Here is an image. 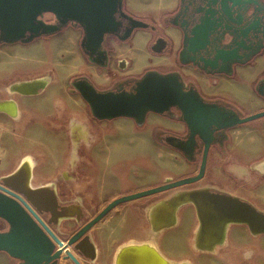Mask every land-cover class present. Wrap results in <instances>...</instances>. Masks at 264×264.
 Here are the masks:
<instances>
[{
  "label": "rangeland",
  "instance_id": "rangeland-1",
  "mask_svg": "<svg viewBox=\"0 0 264 264\" xmlns=\"http://www.w3.org/2000/svg\"><path fill=\"white\" fill-rule=\"evenodd\" d=\"M127 1L141 7V12H150L155 17L174 5V0ZM80 40V31L68 28L57 35L38 39L32 43L0 45V99L10 97L6 93V89L11 84L13 86V83L47 78L49 84L41 95L25 98L14 95V98L16 97L19 104L21 101H25V104L35 111L39 108L41 110L48 109L53 104L60 114V119L55 118L54 115L49 117L46 115L43 119V126L48 131L46 135L52 138L50 142L41 143L33 140V133L40 124L32 121L26 125L24 144L15 141L17 136L20 137V134L17 135L15 132V121L0 114V127L3 128V130L0 129V177L11 172L15 162L23 153L32 151L47 154V158H45L48 163L47 167L44 166L40 169V174L48 176L55 173L56 175V169L61 166L62 159L69 152V141L72 138H78L76 133L71 132V126L74 123H81L80 126L85 131V135L81 136L82 139L89 140L88 137H85L88 132L98 136V141L92 144L87 153L81 151V155L86 157L87 162L82 163L74 172V175L83 181V191L79 197L85 203L84 209L85 211L88 209L94 218L122 194L155 187L169 177H183L182 175L190 174L194 170V166L186 162L178 152L149 143L150 139L146 134L129 133L128 136L125 135L123 141L119 135H115L117 130H128L126 123L121 120L111 124L92 122L90 117L84 114L85 102L81 96L74 93L70 86L71 80L79 74H88L97 84L108 85L117 76L123 77L130 72H139L146 62L139 57L138 48L146 43L147 36L144 37L141 34L132 44H120L119 48L113 52V60L120 57L135 60L134 67L126 73L117 71L114 63L110 71L99 72L98 68L84 59L80 49ZM148 67L153 68V65ZM199 87L207 94H229L228 92H232L243 99L252 95L246 84L222 82L215 85L202 82ZM254 108H256L255 105L252 109ZM247 109L251 110L249 105ZM41 112L43 113V111ZM34 113L37 114V112ZM55 121L58 123L60 121L62 128L53 127L51 123ZM109 134H114V136ZM230 138L225 154L222 155L217 150L213 151L212 163L205 180L168 193H161L156 197L118 205L93 227L92 237L112 248L128 238L130 240L131 238L147 239L143 234V230L148 227L147 209L160 202L147 208L151 200L162 197L163 203V201L170 200L176 193L190 191L194 188L211 187L229 192L247 199L264 211V175L252 170L253 165L258 162L259 156L264 154V130L255 131L252 126H244L232 130ZM55 144L60 146L58 148L59 156L55 155ZM34 148L35 150H33ZM124 165L126 170L123 169ZM36 176H40L39 172H36ZM65 191L66 196H71L72 189L70 187ZM86 193L91 197H86L84 195ZM63 194L61 193V198H64ZM194 214L191 205L181 207L178 212V216L181 218L179 225L163 233L164 237L162 235L159 243L161 249L168 256L176 257L175 259L178 260H195L196 264H264V235L253 236L246 226L234 225L230 227L227 244L218 249L221 253L219 255H216V252L203 253L192 249L195 238L194 228L197 224V217ZM87 216L91 219V216L89 217L86 212ZM79 227L80 224L76 221L68 220L63 222L59 229L64 235L70 236ZM5 228L7 229L0 221V230ZM250 249L253 253L251 252V256L248 258L244 252ZM75 256L81 264H89L79 254H75ZM64 260L68 264H74L66 257L61 259V262L64 263ZM0 264H16V262L7 254L0 253Z\"/></svg>",
  "mask_w": 264,
  "mask_h": 264
},
{
  "label": "flooded vegetation",
  "instance_id": "flooded-vegetation-1",
  "mask_svg": "<svg viewBox=\"0 0 264 264\" xmlns=\"http://www.w3.org/2000/svg\"><path fill=\"white\" fill-rule=\"evenodd\" d=\"M104 10L110 13L111 20L108 23L110 31L105 33L100 50L93 55L85 46V27L73 21L61 23L53 13L45 14L42 20L54 26L55 31L32 42L72 28L81 33L80 49L86 62L98 68L99 72L110 71L114 63L117 71L126 73L134 67L135 60L127 57L113 60V52L120 44H132L141 34L147 36L146 43L138 48L139 57L146 62L139 72H130L123 77L117 76L108 85H99L88 74H79L71 80L70 86L85 102L84 114L88 115L92 122L111 124L121 120L126 123L128 130H117L115 135H119L123 141L125 135L128 136L129 133L146 134L150 139L149 143L178 152L186 162L194 166L190 174L169 177L170 180L166 178L157 186L198 176L206 159L204 177L198 182L182 187L202 182L208 175L213 151L225 154L232 130L244 126H252L255 131L264 130V115L255 117L264 113V0H174L171 8L163 10L156 17L150 12H141V7L127 0H122L117 9L107 6ZM4 44L6 43L0 42V45ZM156 64L159 66H155ZM149 65H153V68H149ZM150 73L178 79L187 95L195 97L203 104L199 111L211 113L210 117L205 115L197 120L196 124L201 132L195 133L189 129L182 111L177 107L163 113L146 111L143 114L139 110L136 113L137 117L102 119L97 116L91 102L93 97L125 102ZM202 82L215 85L222 82L246 84L254 97L251 95L243 99L232 92L207 94L199 87ZM0 101L8 102L7 98ZM248 105L251 110L247 109ZM253 105L256 108L252 109ZM0 114L10 118L6 114ZM234 114L241 119L250 117L253 119L228 126L233 122ZM210 122L214 124L207 128ZM206 128V131L203 130ZM88 133L89 143L98 141V136ZM210 139L206 153V144ZM263 159L264 154L259 156L258 162ZM124 168L126 167L123 166ZM151 188L154 187L122 194L117 198ZM200 189L204 188H194L190 191ZM152 196L154 195L141 199ZM149 206L150 203L147 208ZM193 210L195 212V207ZM0 221L7 227L0 232L7 231V223L1 219ZM14 261L16 264L19 263L18 260Z\"/></svg>",
  "mask_w": 264,
  "mask_h": 264
},
{
  "label": "water",
  "instance_id": "water-1",
  "mask_svg": "<svg viewBox=\"0 0 264 264\" xmlns=\"http://www.w3.org/2000/svg\"><path fill=\"white\" fill-rule=\"evenodd\" d=\"M122 0H0V42L6 44L30 43L55 31V27L43 22L47 13H53L61 23L77 22L85 27V46L93 55L100 50L105 33L110 31V13L104 7L115 9ZM36 79L22 86L40 84ZM43 86L31 95L43 92ZM99 118L137 117L139 110L163 113L172 107L179 108L191 131L201 132L196 124L200 117L211 113L200 112L203 104L188 96L183 84L168 75L148 74L136 92L125 102L96 96L91 99ZM264 113L255 117L263 116ZM235 116V117H234ZM228 126L245 123L234 114ZM141 123V122H139ZM214 124L210 122L207 128ZM227 127V126H225ZM203 129V130H207ZM210 140L206 144V153ZM206 159L198 176L167 182L160 186L122 196L110 202L98 215L89 219L79 203L66 204L59 199L53 183L33 185V166L19 164L10 174L0 179V219L7 223L8 230L0 232V253L18 260V264H58L68 258L81 264L75 254L94 264L98 250L91 230L118 205L156 195L164 191L200 181L204 176ZM253 171L264 175V159L253 165ZM168 179V178H167ZM170 180V179H168ZM193 205L197 217L194 242L199 252L214 253L227 241L230 227L246 226L253 236L264 235V211L252 202L229 192L204 188L179 192L168 201H163L154 212L153 225L170 230L177 218V211ZM75 220L79 229L72 235L60 231L63 222ZM147 221L149 218L147 216ZM157 245L148 242L129 241L119 245L112 264H175ZM186 264V263H183Z\"/></svg>",
  "mask_w": 264,
  "mask_h": 264
},
{
  "label": "crops",
  "instance_id": "crops-1",
  "mask_svg": "<svg viewBox=\"0 0 264 264\" xmlns=\"http://www.w3.org/2000/svg\"><path fill=\"white\" fill-rule=\"evenodd\" d=\"M42 93H40L39 95H41ZM39 95H37V96H39ZM31 97H36V95L31 96ZM25 103H26L25 101L24 102L21 101L19 104L20 110H21V116L18 120H11L10 116H9L10 118L7 117L11 121H15V123H16L15 132L17 135L20 134V137L17 136V138L15 140L16 143L24 144L26 131H27L26 125L28 123H31L32 121H35V122H37V124H40V125H38V128L33 133V138H34L33 140L37 141V142H41V143L44 141L50 142L52 138H49V135H46L48 131L45 130V127L43 126L42 122H43V119L45 118L46 115H47V117L54 115L55 118L60 119L59 112L56 111V108L53 104H51L48 107V109L44 108L41 110V108H39L37 111H35L34 109L29 108L27 106V104H25ZM41 111H43V113ZM34 112H37V114H35ZM3 114H5V113H3ZM51 124L55 128H62V124L60 123V121H59V123L55 121V122H52ZM0 129L3 130L2 127H0ZM82 131H83V133H85L84 129ZM78 138H76V139L72 138L69 141V148H70L69 152L66 155V157L62 159L61 166L58 169H56V175H55V173L53 175H48V176H42L43 174H40V169H42L44 166L47 167V164H48L45 161V158H47L46 153L43 152V154H40L38 151L37 152L32 151V152H27V153H32V154L36 153L35 157L33 158V184L34 185L37 186L39 184L41 185V184L53 183L54 186L56 187V190H57L59 199H61V202L66 203V204L79 203V204H81V206L84 207L85 203L83 202V199H81V197H79L81 192L83 191L82 190L83 181H81V179L77 175H74L75 174L74 172L82 165V163L87 162L86 157H83L81 155V153H82L81 151H85V153H87V151H89L91 149L92 144H95V143H89V141H86V140L82 139L81 137H78ZM74 140L76 141L75 158H73V150H72V149H74V146H73ZM59 147L60 146L58 144H55V147H54L55 148V155H57V156H59L58 155V148ZM33 150H35V148ZM27 153H25V154L23 153L17 159V161L15 162L14 167L10 173H12L18 167L20 159L23 158L24 155H26V156L29 155ZM72 161H74V162H72ZM124 170H126V168H124ZM36 172H39L40 176H35ZM10 173H7L6 175H8ZM62 174H65V176H61ZM35 180H36V182H35L36 184L34 183ZM87 184H89V183H87ZM125 185H126V183H125ZM69 187L72 189V192L70 194L71 196H66L65 190H66V188H69ZM61 193H64L63 194L64 198H61ZM84 195L86 197H91L87 193ZM157 195H160V194H157ZM157 195H154L152 197H156ZM157 202H159V203H157ZM155 203H157V205L161 204L162 203V197H158L154 200H151L150 205H153ZM151 208H149L148 211ZM148 211L146 212L147 213L146 219H147ZM86 212L89 215V217L91 216L90 218H93V216L91 215V213L88 209L86 210ZM147 223H148V221H147ZM148 226H149V223H148ZM128 240H130V238L121 241L114 248H112L109 245H107L106 243L100 242L98 240H95V238H93V241H94V243L97 247V250H98V258L94 264H98L99 262H101L102 264H112L111 260L113 259V253L115 252L116 248ZM227 240H228V238H227ZM163 253L168 258L176 260L175 258L168 256L165 252H163ZM3 254H5V253H3ZM111 256H112V258H111ZM61 259H64V258H61ZM61 259L59 260L58 264H68V262H66L65 260H64V263L61 262ZM89 264H91V263H89Z\"/></svg>",
  "mask_w": 264,
  "mask_h": 264
},
{
  "label": "bare ground",
  "instance_id": "bare-ground-1",
  "mask_svg": "<svg viewBox=\"0 0 264 264\" xmlns=\"http://www.w3.org/2000/svg\"><path fill=\"white\" fill-rule=\"evenodd\" d=\"M36 80V79H35ZM32 81H34V80H31V81H25V82H22V81H19V82H16V83H14V85L13 86H10V87H8V90H7V92H8V94H9V98H7V100H8V102H5V101H0V113H5V114H7L8 116H10L11 118H13L14 120H18L19 118H20V116H21V110H20V106H19V103L16 101V97L14 98V95H17L18 97H21V98H25V97H31V96H35V95H31V94H29V93H31L32 91H34V90H36V89H39V87H40V85H42L44 88H43V90L48 86V84H49V81H48V79L47 78H41L38 82L40 83V84H38V85H34V86H31V85H28V86H22L24 83H26V82H32ZM6 92V93H7ZM74 123V122H73ZM81 124V123H80ZM80 124L79 123H74L71 127H72V129H71V132L72 133H77V136L78 137H81V136H84L85 135V133H83V129L81 128V126H80ZM71 133V134H72ZM85 137H87V136H85ZM82 138V137H81ZM73 146H74V149H72L73 150V158H75V146H76V141L74 140V143H73ZM72 146V147H73ZM72 153V152H71ZM27 154H29L28 156H26V155H24V157L23 158H21L20 159V162H19V164H24V163H28V165L30 166V168L32 169V166H33V158L35 157V154H32V153H27ZM75 161V160H74ZM74 161H72V162H74ZM37 163V162H36ZM18 164V165H19ZM35 176H36V174H35ZM64 176H65V174H64ZM36 182V180L34 181V183ZM36 184V183H35ZM34 185V184H33ZM40 185V184H39ZM34 186H36V185H34ZM38 186V185H37ZM163 203H161V204H159V205H154L149 211H148V218H149V226L147 227V228H145L144 230H143V234H144V237H146L147 239H143V240H136V239H131V240H129V241H137V242H148L149 244H152V245H157L160 249H161V245H160V243H159V240L161 239V237H162V235H163V233L165 232V230H162V229H160V227H157V226H154L153 225V218H152V216H153V214H154V212L156 211V209L160 206V205H162ZM193 206V205H192ZM194 208V207H193ZM179 212V210L177 211V213ZM195 215V214H194ZM180 216H178V214H177V218L172 222L173 223V226H172V228L171 229H173V228H176V226H178L179 225V223H180V219L181 218H179ZM195 219V218H194ZM196 220V219H195ZM196 223V222H195ZM194 223V224H195ZM240 226V225H239ZM242 226V225H241ZM196 229H197V224L195 225V228H194V230H195V233H196ZM139 230V229H138ZM167 231V230H166ZM140 236V235H139ZM169 236V235H168ZM263 236V235H262ZM163 237H164V235H163ZM257 238V237H256ZM129 241H127V242H129ZM228 241V240H227ZM227 241H226V243L225 244H227ZM127 242H125V243H127ZM259 242V241H258ZM224 244V245H225ZM233 245H235V244H233ZM261 248V247H260ZM173 249V248H172ZM171 249V250H172ZM192 249H194L195 251H198L199 252V249L197 250V246L195 245V243H194V246H192ZM166 250V249H165ZM175 250V249H174ZM193 250V251H194ZM226 250V249H225ZM237 250V249H236ZM235 250V251H236ZM161 251L162 252H164L162 249H161ZM167 251V250H166ZM215 252H216V255H219V254H221V253H219V251H217V250H215ZM237 252V251H236ZM251 252H252V250L250 249V250H246L245 252H244V254H245V256L246 257H250L251 256ZM253 253V252H252ZM172 254V253H171ZM174 254V253H173ZM232 254V253H231ZM235 254V253H234ZM238 254V253H237ZM113 255H114V253H113ZM224 255H226V254H224ZM236 255V254H235ZM237 256V255H236ZM192 257V256H191ZM195 257V256H194ZM194 257H192V258H194ZM225 257V256H224ZM229 257V256H228ZM111 258H112V256H111ZM176 258V257H175ZM258 258V257H257ZM256 258V259H257ZM171 259V258H170ZM252 259V258H251ZM112 261V260H111ZM175 264H183V263H186V264H196L194 261H192V260H190V259H182V260H172ZM259 261V260H258ZM257 263V262H256Z\"/></svg>",
  "mask_w": 264,
  "mask_h": 264
},
{
  "label": "built area",
  "instance_id": "built-area-1",
  "mask_svg": "<svg viewBox=\"0 0 264 264\" xmlns=\"http://www.w3.org/2000/svg\"><path fill=\"white\" fill-rule=\"evenodd\" d=\"M3 225H5V224L3 223Z\"/></svg>",
  "mask_w": 264,
  "mask_h": 264
}]
</instances>
